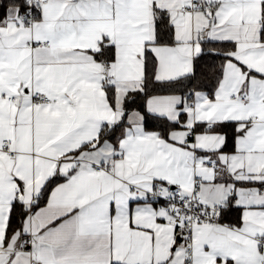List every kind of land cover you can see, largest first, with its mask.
I'll use <instances>...</instances> for the list:
<instances>
[{"label": "snow or ice", "instance_id": "snow-or-ice-1", "mask_svg": "<svg viewBox=\"0 0 264 264\" xmlns=\"http://www.w3.org/2000/svg\"><path fill=\"white\" fill-rule=\"evenodd\" d=\"M0 264H264V0H0Z\"/></svg>", "mask_w": 264, "mask_h": 264}]
</instances>
